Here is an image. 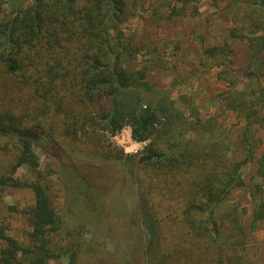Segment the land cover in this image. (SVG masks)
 Wrapping results in <instances>:
<instances>
[{
  "label": "trees",
  "instance_id": "16d2710c",
  "mask_svg": "<svg viewBox=\"0 0 264 264\" xmlns=\"http://www.w3.org/2000/svg\"><path fill=\"white\" fill-rule=\"evenodd\" d=\"M176 1L185 6L196 0ZM251 4L234 13L235 18L242 15L248 21L246 33L231 35L247 41L255 58L264 51V0ZM4 5L11 8L10 13H5ZM131 11L127 0H30L28 4L0 0V88L6 89L9 79L13 83L11 91L0 93V148L14 152L0 171V199L6 189H27L34 200L26 245L0 226V264H47L57 258L52 237L60 229V218L39 170L35 140L23 133L60 116L69 121L62 123L64 127L57 120V125L55 121L46 128L56 141L60 138L56 128H63L58 134L65 135L70 127L84 133L88 124L92 132L100 129L110 135L129 126L135 141L150 140L136 158L119 151L96 157L127 165V159L134 160L139 182L145 174L157 179L139 194L147 236L143 264H228V250H244L246 234L236 217L231 219V233L216 242L218 219L231 192L245 187L243 167L255 164L257 176L264 181V145L255 136L256 126L259 129L264 123V86H247L243 91L229 88L223 93L224 112L231 111L243 122L239 156L230 158L226 144L230 134L216 116L202 119L190 102L185 115L166 91L151 89L145 70L127 67L139 52L121 30ZM170 12L177 11L171 8ZM225 49L206 51L214 59L213 66H223L217 61L229 53ZM249 76L258 78L253 71ZM178 84L172 83L173 87ZM236 84L232 81L231 87ZM26 93L29 102L16 97L26 107L21 111L12 99L14 108L8 107L3 96ZM20 169L30 174L28 180L15 177ZM251 196L254 229L264 222L261 187L256 185ZM69 264H76L74 253Z\"/></svg>",
  "mask_w": 264,
  "mask_h": 264
},
{
  "label": "rangeland",
  "instance_id": "374dc122",
  "mask_svg": "<svg viewBox=\"0 0 264 264\" xmlns=\"http://www.w3.org/2000/svg\"><path fill=\"white\" fill-rule=\"evenodd\" d=\"M23 1L30 3V0ZM127 1L132 16L121 30L139 51L127 67L145 70L151 89L166 91L174 106L185 115H188L190 102L202 119L216 116L230 134L226 141L230 148L228 156L238 158V136L243 122L231 111L224 112L222 99L229 88L243 91L247 86H264L261 75L264 51L251 58L249 43L231 35L233 31L246 33L248 21L242 15L235 18L234 13L244 5L252 6L253 0H196L185 6L176 0ZM171 8L177 11L176 14H171ZM4 9L5 13L11 11L7 5ZM215 47L229 51L217 61L223 66H213L214 59L206 52ZM250 71L258 78L250 77ZM232 81L237 82L235 87H231ZM174 82L179 84L173 87ZM11 84L9 79L7 88L2 86L0 93L11 91ZM3 96L7 103L15 104L18 98L28 101L30 94ZM12 103L8 107L14 108ZM18 103L21 107L18 111L26 109ZM57 120L62 127V123L69 122L60 116L52 122H44L43 126L28 127L23 133L35 140L39 170L49 185L51 201L60 218V229L52 237V251L57 258L47 264H69L71 253L75 254L76 264H143V245L147 236L139 209V194L147 189L149 181L153 183L157 179L153 174H145L139 182L134 160L127 159V165L122 161L97 160L96 157L119 151L136 158L150 140L135 141L129 126L110 135L100 129L92 132L88 124L86 134L71 127L65 135L58 134L63 128H56V134L60 136L56 141L46 128L55 121L54 125H57ZM256 129L255 136L264 145V123ZM13 153L11 148L7 151L0 148V171L12 160ZM15 177L28 180L30 174L20 169ZM241 178L245 187L233 190L225 202L218 219L220 235L216 242H223L231 233L230 229L234 227L231 219L236 217L246 234V245L244 250L239 247L228 250L231 256L228 264H264V222L251 229L254 208L251 193L258 185L264 198V181L257 176L255 164L243 167ZM160 187L156 193L160 192ZM33 203V195L27 189H6L0 199V226L25 245L31 232Z\"/></svg>",
  "mask_w": 264,
  "mask_h": 264
}]
</instances>
